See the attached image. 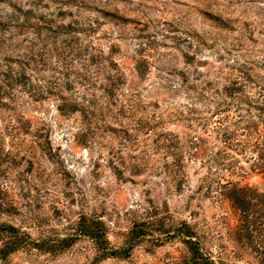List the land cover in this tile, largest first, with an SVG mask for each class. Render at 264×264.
<instances>
[{
	"label": "rangeland",
	"instance_id": "374dc122",
	"mask_svg": "<svg viewBox=\"0 0 264 264\" xmlns=\"http://www.w3.org/2000/svg\"><path fill=\"white\" fill-rule=\"evenodd\" d=\"M7 59L38 93L0 101V223L38 242L96 218L131 248L9 264H186L182 224L216 264H264V0H1Z\"/></svg>",
	"mask_w": 264,
	"mask_h": 264
},
{
	"label": "trees",
	"instance_id": "16d2710c",
	"mask_svg": "<svg viewBox=\"0 0 264 264\" xmlns=\"http://www.w3.org/2000/svg\"><path fill=\"white\" fill-rule=\"evenodd\" d=\"M7 60L8 65L5 66L6 68L0 70V101H12L15 97L14 94L16 91L19 94H22L25 91H28V94L32 92L38 93L33 90V87L30 85V82L25 75L24 68L21 66L18 69H15L13 64L16 63V61ZM20 65L22 64L20 63ZM262 146L264 147V143ZM259 161L262 165L264 164V150L261 152ZM229 185L232 186L231 183H226L223 187L227 188ZM262 196L264 198V193ZM246 205L247 203L238 204V207L240 208L239 211L244 217V225H248L250 215V206ZM77 225L78 231H76L74 235L54 239L52 241L46 240L36 242L31 241L28 236L20 233L15 227L0 223V264H9L8 258L22 249H29L52 256L63 254L70 250L75 244V241L80 237H85L93 243L98 253L93 261L94 263H99L111 258L127 260L130 257L131 248L117 250L108 247L105 227L100 220L96 218L82 217ZM177 233L179 236L184 237V244L189 252L186 264H216L199 247L195 235L188 225L182 224L178 227ZM147 235L148 231L145 229V226L139 228L134 227L129 233V239L130 242L136 241L145 238ZM262 262L264 263V259H262Z\"/></svg>",
	"mask_w": 264,
	"mask_h": 264
}]
</instances>
